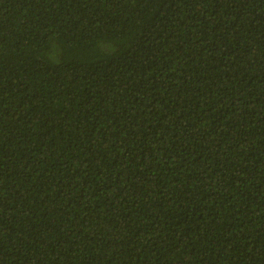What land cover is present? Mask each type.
<instances>
[{
	"label": "trees",
	"instance_id": "obj_1",
	"mask_svg": "<svg viewBox=\"0 0 264 264\" xmlns=\"http://www.w3.org/2000/svg\"><path fill=\"white\" fill-rule=\"evenodd\" d=\"M0 264H264V0H0Z\"/></svg>",
	"mask_w": 264,
	"mask_h": 264
}]
</instances>
